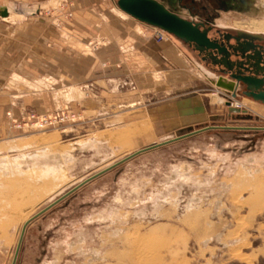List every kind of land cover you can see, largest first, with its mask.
I'll use <instances>...</instances> for the list:
<instances>
[{"label":"rangeland","instance_id":"374dc122","mask_svg":"<svg viewBox=\"0 0 264 264\" xmlns=\"http://www.w3.org/2000/svg\"><path fill=\"white\" fill-rule=\"evenodd\" d=\"M4 1L10 4L13 19L20 27L29 22L30 31L50 38L48 56L54 66L50 65L49 72L43 73L48 75L43 82L49 83V105L37 113L49 114L68 108L76 117L57 126L23 130L12 128L6 118L4 125L8 133L0 136V159L4 156L13 158L22 152H36L43 146L49 151L73 150L74 142L99 138L106 141L103 147L108 149H104L106 157L93 152L81 153L72 169L54 176L19 175L7 165L4 168L3 164L0 165L3 169L0 170V264L13 263L22 229L29 220L15 264H264V167L260 171L253 168V175L246 176L244 173L246 183L238 185L234 174H226L227 163L211 158L209 153L228 152L232 160L245 157L247 153L264 156V103L244 94L243 85L239 84L237 95L233 97V91L218 86L217 81L212 82L211 79V82L201 86L205 89L202 93L210 113L209 119L195 122L191 127L184 122L180 127L169 130L159 119L155 107L176 102L185 97L188 89L164 86L166 74L161 72L155 73L154 78L162 85L153 91H144V97L138 103L125 104L113 99L107 104L108 108L105 104L96 105L97 97L92 95L96 92L58 85L56 80L58 77L62 79L63 73L55 67L57 58L62 51L71 61L73 56L78 57L76 54L99 55L108 42L113 22L123 27L127 20L135 22L136 19L123 11L117 0ZM163 1L170 6L167 0ZM255 1L221 0L222 6L217 9L247 13ZM36 5L42 6V10L27 20L25 15L28 14H24L26 8ZM115 6L128 17L114 13L112 9ZM24 8L25 12L21 14L20 10ZM176 11L181 14L182 9ZM36 16L43 20L35 19ZM218 18L225 22L223 30L264 37L263 32L246 31L250 22L248 19L237 21L240 24L238 27L235 25L236 18L229 14L221 16L220 12ZM84 19L97 23L96 28L93 30L83 24ZM137 22L141 31L153 32L151 25ZM90 30L96 33L95 40L88 38ZM165 38V41L179 39L168 32ZM98 60L95 75L97 79H103L108 67ZM205 62L217 75L235 81L221 72L218 66L207 60ZM64 74L67 76L69 73ZM41 77L39 72L28 76L38 79L39 86ZM67 84L71 86L73 83ZM38 85H33V88L38 89ZM19 86L18 91H29ZM214 89L231 92L232 100L221 94L227 102H215L212 98ZM95 90L99 91V88ZM234 99L242 104L240 108L246 109V113L239 115L229 111L228 103L234 102ZM79 100L83 101L82 105ZM89 107L101 108L102 112L110 114V118L99 121L91 113L83 112ZM245 114H251V117H241ZM206 126L217 128L140 153L93 178L34 217L88 177L133 152ZM222 126L244 128L226 129ZM174 164L188 170L203 189H208V196L201 193L197 186L191 189L203 200L198 206L194 205L189 213L184 207L187 203L186 189L169 188L164 183L163 178ZM8 165H11L10 162ZM38 177L41 182H36ZM221 181L231 183L232 190L219 193L222 191ZM218 201L220 208L216 207ZM191 210L194 214L190 213ZM8 213L13 215L6 219ZM78 233L85 236L84 240L79 239ZM69 239L74 242L72 248L67 246L71 242Z\"/></svg>","mask_w":264,"mask_h":264},{"label":"crops","instance_id":"0c3cea01","mask_svg":"<svg viewBox=\"0 0 264 264\" xmlns=\"http://www.w3.org/2000/svg\"><path fill=\"white\" fill-rule=\"evenodd\" d=\"M9 6L6 1L0 0V9ZM6 13L10 18L0 15V136L5 132L8 133L4 124L6 118L10 123L9 112L14 116H21L26 111L42 112L49 105L47 92L49 83L43 82L48 75L43 73H48L50 65H53L50 64L48 56L50 38L43 33L30 31L27 26L29 22L24 23L25 27H20L11 17L12 12L6 11ZM35 14L25 16L28 20ZM35 19L43 20L40 16H36ZM84 20L83 24L90 29L96 28L97 23ZM137 21L140 20L136 19L135 22L127 20L123 27L118 22H113L108 42L99 55L76 54L78 57L73 56L71 61L62 51L55 64L57 71L63 73V78L58 77L56 80L58 85L60 83L63 87H81L90 90L91 93L96 92L92 93L97 97L96 105L105 104L107 107L113 99H118L125 104H135L144 97V91H153L155 87L159 88L162 85L157 83L154 74L163 72L166 74L164 86L188 89L185 97L176 102L155 107L159 119L165 126L173 130L184 122V124L188 122V127H191L195 122L208 120L210 113L203 99L202 92L205 89L201 86L211 81L198 74L195 67L201 68L200 65H202L207 69H213L208 67L206 60L194 46L173 38L157 41L151 31H141ZM93 30H90L91 35L88 38L95 40L96 33ZM100 55L103 57L101 58ZM97 60L100 64L105 62V66L108 67L103 79H97L95 75ZM190 64H194L195 67H191ZM34 72H39L42 76L40 86L38 79L28 78ZM65 72L69 74L66 76ZM218 75L219 80L224 76ZM68 82L73 84L69 86ZM33 85H38L39 88L34 89ZM18 86L29 91L20 92L17 90ZM96 87L99 91L95 90ZM219 93L232 100L231 92L228 94L221 90ZM100 109L89 107L83 109V112L91 113L94 118L100 119L99 121L110 118L109 113L102 112Z\"/></svg>","mask_w":264,"mask_h":264},{"label":"bare ground","instance_id":"6f19581e","mask_svg":"<svg viewBox=\"0 0 264 264\" xmlns=\"http://www.w3.org/2000/svg\"><path fill=\"white\" fill-rule=\"evenodd\" d=\"M58 1V0H57ZM247 1V0H246ZM54 2V0H53ZM255 5L252 6V8L247 12H241V11H232V12H221V16H224L226 14H229L231 16H233L234 18H236V22L235 25L239 27V23L237 21H245L246 19H248L249 25L247 26L246 31H252L255 33L258 32H263L264 33V0H256L255 1ZM47 3V2H46ZM43 3V4H46ZM51 4H53L51 2ZM10 5V4H9ZM13 5V4H11ZM15 6V5H14ZM21 6V5H20ZM48 6V5H47ZM16 7V6H15ZM1 8V7H0ZM41 8L42 10V6L36 5L32 8H26V13L25 12V8L24 10H20V13H24V14H35L37 13V11H39ZM15 9V8H14ZM10 11V13L12 12L11 7H4L3 9H0V15H2V12H6V11ZM19 10V9H18ZM112 11L122 17H128L127 14H125L119 7L115 6L113 7ZM16 13V12H15ZM21 13V14H22ZM9 14H5L4 16H8ZM14 15V14H13ZM13 15H11V17H13ZM182 16V15H181ZM9 17V16H8ZM184 17V16H183ZM10 18V17H9ZM216 18V17H215ZM12 19V18H11ZM10 19V20H11ZM15 20V19H14ZM216 24L218 26L221 27H225L224 25V21L222 19L217 18L216 19ZM156 27V26H155ZM152 29H154V26H151ZM245 31V30H244ZM169 33V32H168ZM67 35V34H65ZM75 40V39H74ZM181 40V39H180ZM87 46V45H86ZM84 48V47H83ZM199 52V51H198ZM200 53V52H199ZM191 67H195L194 64H190ZM200 65V64H199ZM201 68H199V66L195 67L196 71L198 74H200L201 76L205 77L208 80L212 79V82H216L218 81V75L216 74V72H213L210 69H207L206 67L200 65ZM220 78V77H219ZM222 80L225 83L231 82L232 84H234V88H228L227 86H223L222 84H218V86H221L223 88H226L227 90L236 92L238 89L239 84H237V82L228 79L227 77L222 76L221 77ZM42 82V81H41ZM74 89V88H73ZM76 89V88H75ZM219 89H217L213 94H212V98L215 102L217 103H225L227 102V100H225L221 94L219 93ZM70 94V93H69ZM237 94V93H236ZM231 106L233 105V107H235L236 105L234 104H240L239 106L242 107V104L234 99V104L228 103ZM251 115V114H250ZM105 140L102 139H90V140H85V141H78V142H74L72 147L74 148L73 150H56V151H49L47 150L44 146L42 149H37L39 151L36 152H22L19 153V155L14 156L13 158H9L8 156H4L0 159V165L3 164V168L5 165H7L8 168H11L12 171H16V173H20L21 174H32V175H37L40 177H47V176H54V175H58V174H63V172L65 170L68 169H72L74 167V165L77 163V159L78 156L81 153L84 152H93L95 155L101 156V157H106V153L104 151L103 144H104ZM106 142V141H105ZM31 145V144H30ZM17 146V145H16ZM27 146V145H26ZM14 148V146H13ZM62 149V148H61ZM108 149V148H107ZM28 150V149H27ZM24 151V150H23ZM33 151V150H32ZM211 158L217 159L219 161L225 162L227 163V169H225V172L227 175H231L234 174V178L235 180L238 181V185L240 184H244L246 183L245 180V176L244 173L247 175H253V168L256 169V171H260V169L262 167H264V156H259L255 153H247V155L245 157H241L238 158L237 160H232L230 154L227 153H219L217 151H209ZM18 154V153H17ZM85 154V153H84ZM12 156V155H11ZM84 156V155H83ZM9 160V161H8ZM86 160V159H84ZM7 162V163H6ZM8 162H10L11 165H8ZM88 162V161H87ZM86 163V161H85ZM187 164V163H186ZM190 165V163H188ZM222 164V163H221ZM224 165V164H223ZM186 166V165H185ZM226 166V165H225ZM187 167V166H186ZM242 167H244V170L242 169ZM2 168V167H1ZM3 170V169H0ZM8 170V169H7ZM7 170L5 171L6 175H7ZM72 172V171H71ZM170 173L163 178L164 179V183L167 185V187L172 188V187H177V190H180L181 188L186 189V195H185V200L187 201V203L185 204V209L187 210V212L189 213V210L193 208L194 205L198 206L199 202L202 201V197L198 196L197 194H194L191 192V189L194 186H197L198 190H200L201 193L206 194V196H208V189L205 187V189H203V187L201 186L200 183L196 182L192 176V174L188 171V170H183L181 168L180 165H173L171 166V170L169 171ZM10 173V172H9ZM2 174V173H1ZM13 174V173H12ZM11 175L9 174V177ZM20 177V176H19ZM28 177V176H27ZM38 177L36 179V182H41V178ZM3 178V177H2ZM16 178V177H15ZM21 178V177H20ZM26 178V177H25ZM24 178V179H25ZM24 179H22L24 181ZM27 181V179H25ZM30 180H32L30 178ZM35 182V183H36ZM21 183V182H20ZM18 183V184H20ZM45 183V182H44ZM43 183V184H44ZM27 184V183H26ZM38 184V183H37ZM16 185V184H15ZM163 185V184H162ZM19 186V185H18ZM17 186V187H18ZM9 187V186H8ZM21 188V187H18ZM232 190V184L227 182V181H221V187L220 189L222 190L219 193H225L228 191V189ZM195 189V188H194ZM219 189V190H220ZM169 190V189H168ZM189 190V191H188ZM172 191V190H170ZM167 192V191H165ZM180 192V191H179ZM194 192V191H193ZM162 195V193H161ZM119 196V195H118ZM177 196V195H176ZM161 198V197H160ZM21 199V198H20ZM119 199V198H118ZM18 200V198L16 199ZM217 199H215L216 201ZM120 201V200H118ZM158 201V198H157ZM215 201H214V205H215ZM122 203V202H121ZM7 204V203H6ZM9 204V203H8ZM220 202L218 201L216 204V207H219ZM161 205V204H160ZM4 206V205H3ZM14 206V205H13ZM201 206V205H200ZM220 208V207H219ZM194 209V208H193ZM16 210V209H15ZM12 212V210H11ZM196 212V211H195ZM22 213V212H21ZM191 214H194V212H192V210L190 211ZM19 214V212H18ZM11 215H13L12 213H8L6 215V219L10 218ZM22 215V214H21ZM188 219V218H187ZM192 223V222H191ZM25 224V223H24ZM186 225V224H185ZM86 228V227H85ZM84 228V230H85ZM81 230V229H80ZM80 232V231H79ZM84 233V232H82ZM79 235V233H78ZM88 236V235H87ZM85 236L82 234L79 235V239L80 240H84ZM218 238V237H217ZM75 239V238H74ZM70 240V239H69ZM110 240V238H109ZM71 241V240H70ZM68 242V241H67ZM89 242V240H88ZM108 242V241H105ZM73 240L69 243H67L68 247L72 246ZM79 244V243H78ZM59 245V242H58ZM103 245V244H102ZM60 246V245H59ZM120 246V245H119ZM66 247V246H65ZM77 247V245H76ZM72 248V247H71ZM74 248V247H73ZM114 248L116 249V247L114 246ZM66 249V248H65ZM75 249V248H74ZM106 249V248H105ZM104 249V250H105ZM71 250V249H70ZM108 250V249H107ZM116 251V250H115ZM89 252V251H88ZM93 252L96 254L97 252L95 250H93ZM110 252V251H109ZM113 252V251H112ZM117 252V251H116ZM73 253V252H72ZM87 253V252H86ZM90 253V252H89ZM104 253V252H103ZM111 253V252H110ZM119 254V252H117ZM92 255H94L92 253ZM97 255V254H96ZM105 255V254H104ZM108 253L106 252V257H107ZM123 255V254H122ZM90 256V255H89ZM98 256V255H97ZM103 256V255H102ZM110 256H113V254H111ZM94 257V256H92ZM117 258V256H115ZM122 257V256H121ZM89 258V257H88ZM95 258V257H94ZM123 259V258H122ZM95 260V259H94ZM102 261V260H101ZM106 261V260H105ZM108 262V261H107ZM93 263V262H92ZM43 264H47L46 262H44Z\"/></svg>","mask_w":264,"mask_h":264},{"label":"water","instance_id":"95a60500","mask_svg":"<svg viewBox=\"0 0 264 264\" xmlns=\"http://www.w3.org/2000/svg\"><path fill=\"white\" fill-rule=\"evenodd\" d=\"M170 6L165 3L163 0H117L118 6L125 11L126 13L130 14L134 18L140 20L141 22L147 23L151 26L159 27L170 34L176 36L177 38L183 40L184 42L194 46L196 50H198L201 53H206L210 55L211 59L213 60V64L222 65L224 66V69H221L220 71L227 74L228 70H231L233 68V65L237 64L238 67H242L247 71H253L255 64H250L249 67H243V62H235L232 61L230 58V55L235 53L236 55L241 54L242 58H253V56L250 55L249 51L250 48L244 46L242 42H240V37H236V43L232 44L228 41V43L220 42L216 39H211L208 35L210 29L212 26H206L204 22L196 21L193 19H189L186 17L181 16V14L176 11L177 9L174 7L171 0H167ZM6 12H2V15L4 16ZM240 33V32H239ZM242 36H245L247 38L255 39V38H262L260 36H253L250 34H244L240 33ZM232 50V52H231ZM204 58V57H203ZM254 60V58L252 59ZM233 64V65H232ZM249 64V62H247ZM251 67L253 69H251ZM230 77L237 82V84L243 83L246 87L244 90V94L247 96L252 97L253 99L260 101L264 103V90L261 89V86L263 85V78H259L255 75L251 74H244L241 71L234 72L230 74ZM218 84H222L223 86H227L228 88H234V84L231 82L225 83L222 79L218 80ZM236 92L233 93V97H236ZM229 111L232 113H246V109H242L239 106L232 107L230 105ZM240 115V114H239ZM241 117L244 118H250L251 115L245 114ZM217 128V126H206L203 128H200L196 131H192L186 134L179 135L177 137L164 140L159 143H155L153 145L144 147L140 150H137L133 152L132 154L124 157L123 159L117 161L116 163L106 167L105 169L95 173L94 175L88 177L75 187H73L71 190L54 200L52 203L47 205L45 208H43L41 211H39L34 217L42 214L46 210H48L50 207H52L54 204H56L58 201H60L62 198H64L69 193L73 192L77 188L81 187L85 183L89 182L93 178L105 173L106 171L112 169L113 167L127 161L128 159L143 153L145 151L160 147L162 145L169 144L171 142L177 141L179 139L188 137L192 134H196L208 129ZM222 128L226 129H235V128H244V127H233V126H222ZM250 128V127H248ZM264 128V127H262ZM30 222V220L24 225L22 229L21 236L18 241V245L15 252V257L12 264L16 263V259L18 256L19 249L21 247L25 229L27 224Z\"/></svg>","mask_w":264,"mask_h":264},{"label":"flooded vegetation","instance_id":"af4514ba","mask_svg":"<svg viewBox=\"0 0 264 264\" xmlns=\"http://www.w3.org/2000/svg\"><path fill=\"white\" fill-rule=\"evenodd\" d=\"M247 2L246 0H243ZM173 3L174 7L178 9H182L181 15L193 19L196 21L204 22L206 26H212L210 29L208 35L210 36L211 39H216L220 42L228 43V41L232 44L236 43V37H240V42L244 44V46L250 48L251 50L249 51L250 55L253 56V58H242L241 54L236 55L235 53L232 52L230 55V58L232 61L235 62H243V67H249L250 64H255L254 70L253 71H247L244 68L238 67L237 64L233 65V68L231 70L227 71V74L230 75L231 73L241 71L244 74H251L255 75L259 78H263L264 80V37L262 38H247L245 36H242L239 32H232L228 30H223L221 26H218L216 24V19L215 17L218 18L220 11L217 9V7L222 6L221 0H171ZM215 5V6H213ZM240 11V10H239ZM214 13V15H213ZM202 57H204L205 60L211 62L213 64V60L211 59L210 55L206 53H201ZM249 62V64H247ZM218 68L224 69V66L222 65H217ZM251 69H253L251 67ZM220 77V76H219ZM229 79V78H228ZM240 85L245 86L243 83L240 82ZM239 87V85H237ZM246 89V87H245ZM261 89L264 90V81L263 85L261 86Z\"/></svg>","mask_w":264,"mask_h":264},{"label":"built area","instance_id":"2783aa9c","mask_svg":"<svg viewBox=\"0 0 264 264\" xmlns=\"http://www.w3.org/2000/svg\"><path fill=\"white\" fill-rule=\"evenodd\" d=\"M69 14L70 16L73 15V13H69ZM152 33H153V37L158 41H162L166 39L165 33H167V31L159 27L154 26ZM232 104H234V102H232ZM234 105L239 106L240 104H234ZM8 117L10 119V124L12 128L23 130V129H44L51 126H57L72 120L73 118L76 117V114L73 111L69 110L68 108H65L49 114L37 113L35 111H26L23 114H21V116H14L9 112Z\"/></svg>","mask_w":264,"mask_h":264}]
</instances>
